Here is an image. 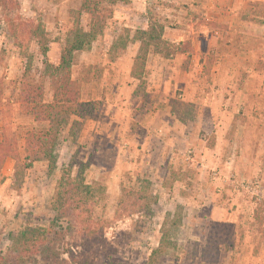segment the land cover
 Instances as JSON below:
<instances>
[{
    "label": "rangeland",
    "instance_id": "374dc122",
    "mask_svg": "<svg viewBox=\"0 0 264 264\" xmlns=\"http://www.w3.org/2000/svg\"><path fill=\"white\" fill-rule=\"evenodd\" d=\"M82 1L0 3V140L8 155L0 167V264H44L11 251V237L28 227L50 231L67 264H264V0L241 5L242 26L235 17L211 36L200 3L100 0L103 31L71 68L79 100L97 102V116L71 117L61 128L49 174L45 162L26 166L25 134L47 124L21 110V91L41 83L43 101L52 102L43 61L57 65ZM79 19L87 30L88 16ZM150 24L164 28L175 54L150 53L146 86L136 91L133 37ZM36 27L44 57L31 36ZM70 163L90 164L85 184L103 193L81 215L66 208L61 231L50 228L52 207L63 173L77 174ZM139 188L153 197L148 210L130 206Z\"/></svg>",
    "mask_w": 264,
    "mask_h": 264
},
{
    "label": "trees",
    "instance_id": "16d2710c",
    "mask_svg": "<svg viewBox=\"0 0 264 264\" xmlns=\"http://www.w3.org/2000/svg\"><path fill=\"white\" fill-rule=\"evenodd\" d=\"M124 2V0H112L115 2ZM1 6L7 9L15 8L13 0H0ZM100 0H84L76 12L74 28L67 34L59 56L57 65H52L46 60L43 61V76L49 80L50 90L52 92V102L46 104L43 101L44 86L40 84H23L21 91V110L29 116H32L38 123L47 124V128H42L37 133L27 132L24 137L25 161L30 168L34 162H45L48 167V173L55 170L56 155L55 148L60 136L61 128L69 122L71 117L80 120H93L97 116V102H81L79 90L75 82L71 81V68L75 55L79 52L88 50L95 39L102 33L105 13L101 8ZM85 14L89 18L88 29L84 30L80 25V16ZM164 28L160 25L150 24L146 30H139L135 33L133 39L139 44L136 56L130 70V77L138 85L136 91L144 90L146 86L147 58L150 53L159 55L164 59H169L175 54L172 45L163 38ZM32 38L37 40V45L41 48V54H46V39L39 27L33 28ZM128 38V37H127ZM127 41L115 42L112 44L111 52L118 49H124ZM177 54H179L177 52ZM182 54V52H180ZM28 76L25 72L24 78ZM4 137L0 140V167L7 158L4 153ZM74 164L78 165V171L74 178L69 173H63L58 184L55 195V201L52 210L55 216L50 224V228H58L61 231L63 227L61 222L65 220L66 208L74 211L77 215L83 214V210H89L98 204L97 195L103 191L100 188H94L86 185L84 181V172L90 164L70 163L67 167L69 172ZM146 188H139L132 193L131 207L143 211L148 210L152 205L153 197L144 194ZM122 198L126 197L124 189H121ZM121 198V202H122ZM91 234V233H90ZM50 231L42 228H25L16 235L11 237L12 249L16 254L31 252L40 256L44 264H67L63 255L67 251H60L55 242L47 240ZM54 235H59L57 232ZM51 243V244H50ZM162 242L159 243V247ZM49 246V247H48ZM57 247V248H56ZM72 260V259H71ZM4 264H10L6 259L2 260ZM8 262V263H7ZM73 262V260H72ZM37 264V263H36Z\"/></svg>",
    "mask_w": 264,
    "mask_h": 264
},
{
    "label": "crops",
    "instance_id": "0c3cea01",
    "mask_svg": "<svg viewBox=\"0 0 264 264\" xmlns=\"http://www.w3.org/2000/svg\"><path fill=\"white\" fill-rule=\"evenodd\" d=\"M168 3H200V9L202 16L205 20V34H215V31L212 30V27H215L217 30L224 26L231 27L235 17H239L237 26L241 25L242 19V4L247 5L249 2L256 0H165ZM239 15V16H238ZM248 25H251L249 22H244ZM209 29V30H208Z\"/></svg>",
    "mask_w": 264,
    "mask_h": 264
}]
</instances>
